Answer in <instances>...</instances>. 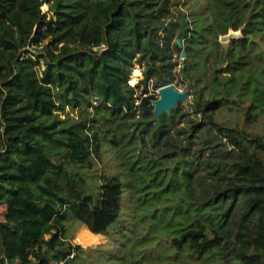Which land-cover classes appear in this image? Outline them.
Returning a JSON list of instances; mask_svg holds the SVG:
<instances>
[{"label": "trees", "instance_id": "1", "mask_svg": "<svg viewBox=\"0 0 264 264\" xmlns=\"http://www.w3.org/2000/svg\"><path fill=\"white\" fill-rule=\"evenodd\" d=\"M75 224L264 264V0H0V264L74 263Z\"/></svg>", "mask_w": 264, "mask_h": 264}, {"label": "rangeland", "instance_id": "2", "mask_svg": "<svg viewBox=\"0 0 264 264\" xmlns=\"http://www.w3.org/2000/svg\"><path fill=\"white\" fill-rule=\"evenodd\" d=\"M42 10L45 12L48 10L47 3L42 4ZM175 40L176 39H174V41ZM44 42H46V40H44L43 43ZM29 48L37 55L40 53L34 46ZM141 78L142 68L139 64H136L129 83L135 85ZM132 80L134 82H132ZM176 87L179 90H184L181 84ZM143 88L144 85L141 84L137 89V94H140ZM148 89V94L153 95L155 98L158 97V89L154 90L150 85ZM189 101H191L190 98L186 102L181 103L183 110L189 108ZM71 114L75 115L76 113L71 112ZM256 127L257 126L253 124L250 128ZM105 156L104 163L111 167L112 160L109 159L107 155ZM70 240L74 244L83 247L80 258L70 264H174L168 259L169 254L172 252H169L167 244L153 246L152 241H147L146 244L136 245L133 241H128L123 238L117 239L116 236L112 238L111 236L108 237L106 235L92 233L86 225L75 224L71 231Z\"/></svg>", "mask_w": 264, "mask_h": 264}, {"label": "water", "instance_id": "3", "mask_svg": "<svg viewBox=\"0 0 264 264\" xmlns=\"http://www.w3.org/2000/svg\"><path fill=\"white\" fill-rule=\"evenodd\" d=\"M238 34L239 32L231 30L229 33L220 37V42L226 44L231 38L237 37ZM177 44L180 47L182 46L180 39L177 40ZM185 56L186 53L183 52L182 58ZM157 92L159 94L158 97L151 100L153 115L155 118H159L162 114L168 113L172 109H176L179 103L186 102L190 98L189 90H179L173 83L160 87Z\"/></svg>", "mask_w": 264, "mask_h": 264}, {"label": "built area", "instance_id": "4", "mask_svg": "<svg viewBox=\"0 0 264 264\" xmlns=\"http://www.w3.org/2000/svg\"><path fill=\"white\" fill-rule=\"evenodd\" d=\"M75 254L73 253L72 255H71V257H73Z\"/></svg>", "mask_w": 264, "mask_h": 264}]
</instances>
